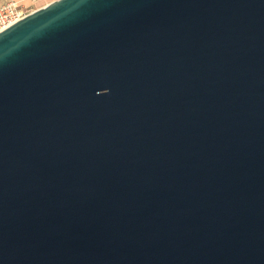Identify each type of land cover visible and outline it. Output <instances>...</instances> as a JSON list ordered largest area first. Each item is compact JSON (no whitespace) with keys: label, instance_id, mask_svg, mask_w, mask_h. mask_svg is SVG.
<instances>
[{"label":"water","instance_id":"95a60500","mask_svg":"<svg viewBox=\"0 0 264 264\" xmlns=\"http://www.w3.org/2000/svg\"><path fill=\"white\" fill-rule=\"evenodd\" d=\"M0 264H264V0L0 31Z\"/></svg>","mask_w":264,"mask_h":264},{"label":"built area","instance_id":"2783aa9c","mask_svg":"<svg viewBox=\"0 0 264 264\" xmlns=\"http://www.w3.org/2000/svg\"><path fill=\"white\" fill-rule=\"evenodd\" d=\"M31 1L36 2L38 0ZM31 11L32 10L29 7L20 5L14 0L4 2L0 6V31L15 21L21 19Z\"/></svg>","mask_w":264,"mask_h":264},{"label":"crops","instance_id":"0c3cea01","mask_svg":"<svg viewBox=\"0 0 264 264\" xmlns=\"http://www.w3.org/2000/svg\"><path fill=\"white\" fill-rule=\"evenodd\" d=\"M6 1H8V0H0V6H1V4H3ZM14 1L18 2V4H20V5L29 7L31 10H34L36 8H39V7L49 3L52 0H38L36 2H32L31 0H14Z\"/></svg>","mask_w":264,"mask_h":264}]
</instances>
